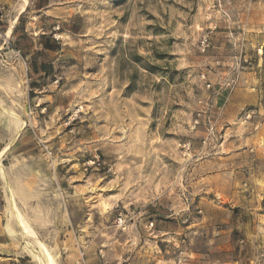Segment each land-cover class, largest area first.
<instances>
[{"label": "rangeland", "instance_id": "374dc122", "mask_svg": "<svg viewBox=\"0 0 264 264\" xmlns=\"http://www.w3.org/2000/svg\"><path fill=\"white\" fill-rule=\"evenodd\" d=\"M2 1L0 264H264V0Z\"/></svg>", "mask_w": 264, "mask_h": 264}, {"label": "bare ground", "instance_id": "6f19581e", "mask_svg": "<svg viewBox=\"0 0 264 264\" xmlns=\"http://www.w3.org/2000/svg\"><path fill=\"white\" fill-rule=\"evenodd\" d=\"M10 31V30H9ZM5 111H7V112H9L14 118H16V119H19V120H21L20 119V117L16 114V113H14V112H12V111H9V110H7V109H4ZM18 122V121H17ZM14 141V140H13ZM12 143V142H11ZM8 149V146L5 148V149H3V151L1 152V154H0V166L2 167V165H1V158H2V156H3V154L5 153V151ZM10 187V186H9ZM10 191V190H9ZM15 193H13V191H12V193H11V198H10V201H11V206H12V208H13V212H14V214H15V217H16V220H17V222H18V224L22 227V229H23V231L25 232V233H27V232H29V229H28V226L26 225V223H25V220L23 219V217H22V215H21V213H20V211H19V209H18V207H17V204H16V200H15V195H14ZM38 255V254H37ZM47 256V255H46ZM45 264H56L55 263V260H54V258L52 257V255L50 254V253H48V260L47 261H45Z\"/></svg>", "mask_w": 264, "mask_h": 264}, {"label": "built area", "instance_id": "2783aa9c", "mask_svg": "<svg viewBox=\"0 0 264 264\" xmlns=\"http://www.w3.org/2000/svg\"><path fill=\"white\" fill-rule=\"evenodd\" d=\"M56 30L59 29V26L55 28ZM200 44L202 46V50H205L210 45V37L208 35L203 36V38L200 41Z\"/></svg>", "mask_w": 264, "mask_h": 264}, {"label": "crops", "instance_id": "0c3cea01", "mask_svg": "<svg viewBox=\"0 0 264 264\" xmlns=\"http://www.w3.org/2000/svg\"><path fill=\"white\" fill-rule=\"evenodd\" d=\"M3 8H4V3L2 0H0V19H2L3 17V13H2ZM7 33L8 32L5 33L6 36H7ZM3 250H5V243L3 240L0 239V252H3Z\"/></svg>", "mask_w": 264, "mask_h": 264}, {"label": "trees", "instance_id": "16d2710c", "mask_svg": "<svg viewBox=\"0 0 264 264\" xmlns=\"http://www.w3.org/2000/svg\"><path fill=\"white\" fill-rule=\"evenodd\" d=\"M43 43H44V46L46 49H51V50L56 49V47H54V46H52V44H50V43H53V45H55L54 42H50L48 38H44Z\"/></svg>", "mask_w": 264, "mask_h": 264}]
</instances>
